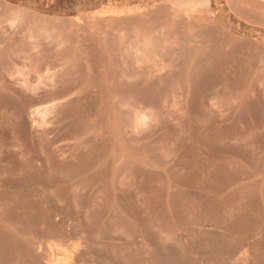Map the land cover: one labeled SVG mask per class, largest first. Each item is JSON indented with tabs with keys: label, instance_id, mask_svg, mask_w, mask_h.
Here are the masks:
<instances>
[{
	"label": "rangeland",
	"instance_id": "rangeland-1",
	"mask_svg": "<svg viewBox=\"0 0 264 264\" xmlns=\"http://www.w3.org/2000/svg\"><path fill=\"white\" fill-rule=\"evenodd\" d=\"M0 264H264V0H0Z\"/></svg>",
	"mask_w": 264,
	"mask_h": 264
},
{
	"label": "bare ground",
	"instance_id": "bare-ground-1",
	"mask_svg": "<svg viewBox=\"0 0 264 264\" xmlns=\"http://www.w3.org/2000/svg\"><path fill=\"white\" fill-rule=\"evenodd\" d=\"M109 15V14H108Z\"/></svg>",
	"mask_w": 264,
	"mask_h": 264
}]
</instances>
